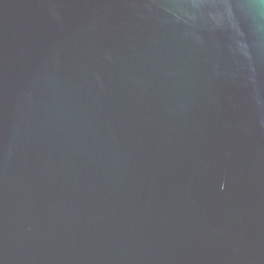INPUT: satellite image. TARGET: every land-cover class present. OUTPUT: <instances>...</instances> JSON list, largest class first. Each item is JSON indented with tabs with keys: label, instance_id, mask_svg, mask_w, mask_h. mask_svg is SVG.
I'll return each mask as SVG.
<instances>
[{
	"label": "water",
	"instance_id": "1",
	"mask_svg": "<svg viewBox=\"0 0 264 264\" xmlns=\"http://www.w3.org/2000/svg\"><path fill=\"white\" fill-rule=\"evenodd\" d=\"M0 264H264V0H0Z\"/></svg>",
	"mask_w": 264,
	"mask_h": 264
}]
</instances>
